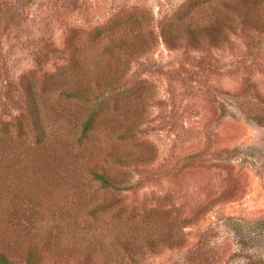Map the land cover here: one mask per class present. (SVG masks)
Returning a JSON list of instances; mask_svg holds the SVG:
<instances>
[{"label": "rangeland", "instance_id": "obj_1", "mask_svg": "<svg viewBox=\"0 0 264 264\" xmlns=\"http://www.w3.org/2000/svg\"><path fill=\"white\" fill-rule=\"evenodd\" d=\"M197 1L0 0V248L11 257L264 264V0ZM72 90L104 99L80 148L85 109L61 98ZM37 123L46 139L34 145ZM92 167L116 189L85 181ZM87 200L133 219L113 226L112 209L88 221ZM48 209L76 220L63 232L78 225L97 241L60 235L68 246L51 247V231L49 245L23 242Z\"/></svg>", "mask_w": 264, "mask_h": 264}, {"label": "trees", "instance_id": "obj_2", "mask_svg": "<svg viewBox=\"0 0 264 264\" xmlns=\"http://www.w3.org/2000/svg\"><path fill=\"white\" fill-rule=\"evenodd\" d=\"M209 0H198L197 3H204V2H208ZM115 78H113L111 81H108V83L106 84H110L114 81ZM61 98L64 100H70V101H75V102H80L84 109V115L82 120H80L79 123V133L77 135V137L74 139L73 141V146H76L77 148H80L84 143H86L89 140V136L90 134L93 132L94 127L96 125V122L98 121V117L100 116V114L102 113L101 111V103L104 100H100L98 97L91 99L87 96H83L79 91L77 90H72V91H66V92H62L61 93ZM37 127L42 128V133L43 135L38 132L37 130H39L37 128L36 131H34V133L32 134L31 138H30V142H32L34 145H38L41 143L45 142L44 138V128L42 126L41 123H37ZM1 131V130H0ZM134 130H131V137H134L133 134ZM7 134L10 135L9 132H0L1 134ZM27 136V134L23 131L21 133H16L15 137L17 141H20V139H25ZM91 169L90 171H88L87 176L85 177V181H87L88 183H95V188L96 190H101L102 192H111L114 189H116V187L114 186V183L112 181V179L104 172V171H99L98 169L92 167L89 168ZM80 204L78 205L80 208H82L81 210V216L85 215L86 219L88 221L91 220H97L99 217H102L104 215L105 212H110L113 209V212H111L110 217L113 218V221H117V222H113L111 223V225L114 226V224H116V226H120V223L118 222V220L120 219L121 216H124V218L127 221H130V219H133V217H129L128 214L124 211V209L122 207H117V209L111 208L110 206L104 204V202H95V201H85V202H79ZM45 205H49V203L47 204H42L41 208L39 209V211L41 212V214L44 213V206ZM44 217V221H45V226L43 227H36L37 230L38 229H45L44 232H41V230L35 232L34 237L29 238L26 236V238L23 240V242L25 241H33V240H45L46 243L49 245V239L51 236V231H53L55 233V241L51 244V247H60V245H67L69 244L68 241L62 242V240L59 242V237L60 235L62 236V239L65 236H70L71 239H74V241L78 240L79 244H84V245H88L90 246L94 241H97V238H95V233H92L91 236L89 237H83L79 235V237L77 236V229H78V225L77 227L72 228V230H69L67 232H63L64 229H67L71 226V223H75L76 220H71L69 218V216L67 214H63L61 211L59 210H52L50 211V209H48L46 211V213L43 215ZM52 219V220H51ZM5 220L1 219L0 220V228H1V224L4 223ZM51 222V224H49V227H47L48 222ZM37 223H41V220L36 221ZM8 223V221H7ZM90 225V224H89ZM233 227L234 225L238 227L239 224H236L235 222H233ZM92 225H90L91 227ZM257 228V232L261 233L264 232V222H257L254 225ZM240 230H243L241 227H239ZM250 228V227H248ZM238 230V228L235 227V230ZM90 228L87 229V231H89ZM63 232V233H62ZM62 233V234H61ZM6 233H4L5 235ZM111 235V234H110ZM81 237V238H80ZM119 237H123V236H119ZM79 238V239H78ZM116 240H121L120 238L116 239ZM62 242V243H61ZM8 243V241L6 242ZM118 243H120V241H118ZM66 246V247H67ZM36 257V253H34V250L31 249L27 252V254L24 256V258L21 259L22 262H19L18 260H16V258L11 257L8 254V251L6 250H2L0 248V264H33L34 263V258Z\"/></svg>", "mask_w": 264, "mask_h": 264}]
</instances>
